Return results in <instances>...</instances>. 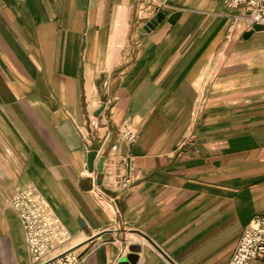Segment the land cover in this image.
Masks as SVG:
<instances>
[{"label":"crops","instance_id":"1","mask_svg":"<svg viewBox=\"0 0 264 264\" xmlns=\"http://www.w3.org/2000/svg\"><path fill=\"white\" fill-rule=\"evenodd\" d=\"M171 4L147 32L143 0H0V264H31L17 186L39 188L71 232L57 253L83 264L133 245L136 264H228L264 216V30L244 38L221 0ZM119 156L136 167L124 189Z\"/></svg>","mask_w":264,"mask_h":264},{"label":"built area","instance_id":"2","mask_svg":"<svg viewBox=\"0 0 264 264\" xmlns=\"http://www.w3.org/2000/svg\"><path fill=\"white\" fill-rule=\"evenodd\" d=\"M155 11L174 8L171 0H143ZM230 11L234 20H245L250 27L264 25V0H221ZM242 11V12H241ZM157 13V12H156ZM99 119L91 120V127L99 126ZM111 134H107L98 152L103 154ZM120 136L129 144L137 139V133L127 124L120 131ZM184 144H192L187 140ZM182 144L181 146H183ZM117 145L111 146L116 155ZM117 165L125 168V173L118 174L116 184L121 189L128 188L136 179V167L133 156H119ZM99 190V189H98ZM100 193L105 195L101 190ZM11 205L20 216L25 240L31 254V264H82L84 258L72 251L55 253L71 238V232L52 205L36 185L17 186ZM264 258V216H257L253 224L247 225L228 264H250L251 261Z\"/></svg>","mask_w":264,"mask_h":264},{"label":"water","instance_id":"3","mask_svg":"<svg viewBox=\"0 0 264 264\" xmlns=\"http://www.w3.org/2000/svg\"><path fill=\"white\" fill-rule=\"evenodd\" d=\"M179 15H180V12H177V13H174L171 16H169V18H167L165 12H158L155 16H153L146 23L145 30L147 32H151L160 23H162L166 19L168 20V22L173 24L176 21V19L178 18ZM263 30H264V25L255 24L253 26L252 30H250V31H248V32H246L244 34V38H246V39L249 38L254 31H263ZM104 109H105V106L100 108L96 115L99 116ZM97 154H98L97 150H92L87 155V166H88V170H89L90 173H94V172L102 173L103 170H104L105 157L101 156L99 158L98 162H96ZM140 251H141V246L140 245H133L130 248V253L128 254V256H126L122 260L123 263L124 264H136L138 262V260H139Z\"/></svg>","mask_w":264,"mask_h":264},{"label":"rangeland","instance_id":"4","mask_svg":"<svg viewBox=\"0 0 264 264\" xmlns=\"http://www.w3.org/2000/svg\"><path fill=\"white\" fill-rule=\"evenodd\" d=\"M160 12H164V11H160ZM155 15H156V14H155ZM155 15H154V16H155ZM116 185H117V184H116ZM118 188H120V187H118ZM52 207H53V206H52ZM53 209H54V208H53ZM54 211H55V210H54ZM55 213H56V212H55ZM56 214H57V213H56ZM60 219H61V218H60ZM64 224H65V223H64ZM70 239H71V238H70ZM70 239H69V240H70ZM67 242H68V241H67ZM63 246H64V245H63ZM63 246H61V247H63ZM61 247H60V248H61ZM60 248H59V249H60ZM59 249H58V250H59ZM58 250H57L55 253H57ZM73 252H75V251L73 250ZM75 253H77V252H75ZM57 254H58V253H57ZM77 254H78V253H77ZM81 256L84 258V261H85V257H84L83 255H81ZM84 261H83V262H84ZM83 262H82V264H83Z\"/></svg>","mask_w":264,"mask_h":264},{"label":"bare ground","instance_id":"5","mask_svg":"<svg viewBox=\"0 0 264 264\" xmlns=\"http://www.w3.org/2000/svg\"><path fill=\"white\" fill-rule=\"evenodd\" d=\"M254 25H255V24H254ZM254 25H253V26H254ZM261 25H263V24H261ZM252 28H253V27H252ZM72 252H73V251H72Z\"/></svg>","mask_w":264,"mask_h":264}]
</instances>
